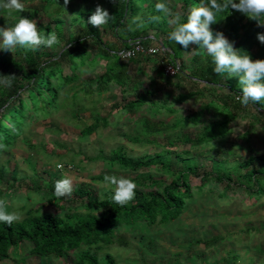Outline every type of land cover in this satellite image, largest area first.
I'll list each match as a JSON object with an SVG mask.
<instances>
[{"label":"trees","instance_id":"obj_1","mask_svg":"<svg viewBox=\"0 0 264 264\" xmlns=\"http://www.w3.org/2000/svg\"><path fill=\"white\" fill-rule=\"evenodd\" d=\"M39 1L37 6L22 10L21 15L32 19L41 14L49 17L52 21L42 29L59 37L60 44L54 47L60 50L49 54L50 49L41 46L35 51L17 47L12 55L0 52V74L14 76L11 87L0 85V154L15 148L41 116L58 111L62 92L67 97L75 92L73 104L82 107L77 89L92 96L95 84L100 99L108 92H118L123 98L109 108L100 107L101 100L89 109L82 107L81 111H91L92 123L83 128L81 137L88 139L101 127H108L114 114H122L135 125L133 135L124 134L127 141L162 151L134 159L119 147L110 154L101 151L92 158L114 169L150 173L132 178L137 185L136 196L125 206L112 200L113 193L100 196L91 184L76 187L71 197H56V178L49 184L46 200L55 209L53 212L43 206H29L31 195L13 198L25 203L20 207L25 216L12 226L0 222V261L10 259L12 253L18 259L24 247L27 253L18 260L20 264L31 259L46 264L60 260L65 264H120L112 249L131 246L130 232L142 225L152 228L178 221L189 203L207 188L219 192L220 198L241 190L254 205L264 199V155L250 156L244 161L237 152L243 148L240 142L252 143L255 134H264V104L242 105L238 77L215 73L211 57L197 45L184 48L170 41L168 33L175 26L169 23L168 16L156 12L158 0H71L66 8L64 0ZM167 3L172 13H180L181 22H186L192 7L209 6L210 0H167ZM97 4L113 16L101 28L88 23ZM77 9L84 13L85 24L76 33H69L62 17L66 11ZM152 15H160L161 19L150 21ZM4 16L14 19V23L20 18L19 13L7 12ZM137 16L148 21L144 27L137 28L134 24ZM261 20L264 22V17ZM263 26L230 7L218 15L217 23L211 27L214 33L221 31L234 41L238 54L247 52L257 60L264 59V43L257 38L258 33H264ZM137 44L157 47L159 51L155 55L126 58L125 53L134 51ZM188 55L191 58L187 62ZM100 62L105 65L97 74ZM169 65L175 68L174 75L167 74ZM84 75L90 77L81 83ZM188 103L192 107L183 108ZM30 114L34 116L30 118ZM73 117L78 119L79 112ZM159 137L166 142L161 143ZM207 149L211 154L206 158L211 166L203 169L193 153L204 155ZM153 170L163 176L156 179ZM9 172L10 168L0 167V183ZM17 173V170L10 173L11 187L19 179ZM104 177L96 176L92 181L106 182ZM195 179L200 183L198 186L193 184ZM5 194L0 191V199L7 202ZM224 240L214 236L192 241L187 252L199 245L209 250ZM256 252L259 258H264V248ZM201 258L205 260L206 256L199 252L187 257L192 264ZM175 262L181 263L180 259ZM222 264H234V258Z\"/></svg>","mask_w":264,"mask_h":264},{"label":"rangeland","instance_id":"obj_2","mask_svg":"<svg viewBox=\"0 0 264 264\" xmlns=\"http://www.w3.org/2000/svg\"><path fill=\"white\" fill-rule=\"evenodd\" d=\"M39 0H24L25 10L31 6H37ZM77 8V7H76ZM8 12L6 8L0 7V23L12 25L14 19L6 18ZM77 12V13H75ZM69 33H76L75 30L85 24V15L80 10L66 11L62 17ZM38 27L42 32V27L48 25L52 20L45 14L36 18ZM0 24V27H6ZM264 27V26H263ZM45 35L47 33L44 32ZM49 54L59 52L60 48L46 47ZM5 55H12L15 52L0 50ZM187 57V62L190 60ZM104 62H100L97 74L104 68ZM67 71V69H66ZM90 77L84 75L81 83ZM146 86V85H145ZM98 84H95V92L92 96H87L77 89L81 98L82 107L91 108L95 102L101 100L100 107L103 105L109 108L111 104L122 100L123 96L118 92H108L101 99L97 95ZM71 92L68 97L62 92L58 102L59 109L53 115H43L28 128L25 137L9 152L0 154V167L10 168V172L0 183V191H4L7 200V210L10 211V200L16 196H32L30 205L34 207H45V210L53 212L55 209L50 207L46 200L48 198L49 184L53 178L57 180L69 177L73 180L74 189L81 184H91L100 196L112 194L116 185L109 182H93L96 176L115 175L117 178H134L145 176L150 173L127 172L114 169L100 161H93L101 151L106 154L119 147H123L124 152L131 158H146L147 155L162 151L150 145H137L127 141L126 135H133L135 125L122 114H114L110 119L108 127H101L100 130L91 135L88 139L81 137L83 128L92 123L91 111H81L80 105H74ZM99 107V108H100ZM192 107L189 103L183 108ZM101 114L106 111L99 110ZM79 112V118L73 117L74 113ZM254 115L255 113L252 112ZM34 115L30 114V118ZM264 117V116H263ZM237 133L235 134V137ZM154 138V137H153ZM161 143H165L164 137L157 138ZM254 142L242 143L243 148L238 149L239 156L246 160L250 156L264 155V134H255ZM183 151V149L181 150ZM211 153L207 149L204 155L196 154L195 161L200 162L203 169L211 166V162L206 158ZM240 158H238L239 160ZM236 163V160L232 161ZM17 170L18 181L10 186V173ZM156 179L161 178L163 173L153 170L151 172ZM193 184L198 186V180H193ZM219 190V189H218ZM242 197H241V196ZM13 209L18 212L22 220L25 211L21 210L24 204L17 199L12 200ZM214 236L225 238L224 242L209 250L204 249V245L195 246L190 253H204L206 258L197 259V264H222L227 263L230 258H234V264H264V258H259L256 252L259 248H264V199L256 205L253 200L248 199L241 190L229 193L226 198H220L219 192H211L205 189L203 195L189 203L185 214L176 222L167 226H154L146 228L140 226L135 232L128 234L131 246L126 248L113 247L120 264H175L180 259V264H192L191 259H187L190 253L187 247L192 241L205 240ZM26 248H21L16 259L11 254V258L1 260L0 264H20L18 260L26 257ZM182 255V256H181ZM205 261V262H204ZM25 264H46L39 259H31ZM54 264H65L63 260Z\"/></svg>","mask_w":264,"mask_h":264},{"label":"clouds","instance_id":"obj_3","mask_svg":"<svg viewBox=\"0 0 264 264\" xmlns=\"http://www.w3.org/2000/svg\"><path fill=\"white\" fill-rule=\"evenodd\" d=\"M71 0H64V7ZM0 7L6 8L9 15L19 13L20 18L12 26L0 27V50L13 52L17 47L35 51L41 46L52 47L60 44V39L55 33L47 35L40 30L37 20L21 15L25 10L24 0H0ZM240 11L248 17L264 25V0H210L209 6L192 7L187 15L186 22H181L180 13L173 14L167 0H158L155 3L157 13L169 17V23L175 27L168 33V39L176 44L188 48L195 44L204 49L214 63L213 71L217 74L226 73L227 78L238 77L242 93L239 97L242 105L248 106L256 103L264 104V59L253 60L246 52L238 54L234 41L221 31L214 33L212 25L217 23V17L229 8ZM113 16L102 5L97 4L95 11L90 15L88 23L98 28L107 25ZM160 15H152L150 21H159ZM143 16L135 17L134 24L137 28L145 26ZM258 40L264 43V33H258ZM12 75L0 74V85L11 87ZM106 182L116 185L112 200L120 206L127 205L136 196L137 185L134 180L126 177L117 178L115 175H105ZM73 180L65 177L56 181L54 192L56 197H71L74 192ZM21 218L15 211L7 210V202L0 199V222L12 226Z\"/></svg>","mask_w":264,"mask_h":264},{"label":"built area","instance_id":"obj_4","mask_svg":"<svg viewBox=\"0 0 264 264\" xmlns=\"http://www.w3.org/2000/svg\"><path fill=\"white\" fill-rule=\"evenodd\" d=\"M157 47H145L143 45L137 44L134 51H129L125 53V57L129 58L135 56L136 54H144V55H155L158 52ZM166 72L168 75H174L176 70L173 66H167Z\"/></svg>","mask_w":264,"mask_h":264}]
</instances>
